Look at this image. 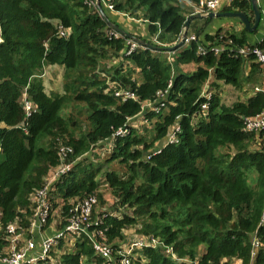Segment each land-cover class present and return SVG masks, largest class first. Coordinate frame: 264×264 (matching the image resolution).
<instances>
[{"label": "trees", "instance_id": "1", "mask_svg": "<svg viewBox=\"0 0 264 264\" xmlns=\"http://www.w3.org/2000/svg\"><path fill=\"white\" fill-rule=\"evenodd\" d=\"M90 1L0 0V257L7 224L28 228L32 195L63 161L71 166L51 192L62 222L72 200L105 186L113 203L93 218L115 250L142 239L129 264H264V129H243L264 111V64L253 53L264 40L252 45L239 19L210 33L211 19L193 18L185 37L194 40L128 54L124 33ZM196 2L109 0L159 46L179 41ZM224 7L254 16L248 0ZM52 65L63 68L61 93L45 91ZM57 264L108 263L82 235Z\"/></svg>", "mask_w": 264, "mask_h": 264}, {"label": "built area", "instance_id": "2", "mask_svg": "<svg viewBox=\"0 0 264 264\" xmlns=\"http://www.w3.org/2000/svg\"><path fill=\"white\" fill-rule=\"evenodd\" d=\"M99 4H104L109 10L113 11L112 5L109 0H96ZM231 1V0H229ZM225 0H197L193 13L200 12L206 14L209 12H216L223 4ZM90 4L96 6V2L90 1ZM261 20L264 24V0L260 4ZM120 14H126L117 12ZM63 35L66 32L62 33ZM184 41H191L195 39L194 35H188L184 37ZM125 45L127 53L136 49L139 44L132 39L125 38ZM199 52H203L202 46L198 47ZM218 52L217 48L214 50ZM239 54H246L247 48L239 49ZM253 53L257 57V61L264 64V53L258 49H254ZM131 97V95H126ZM204 107V106H203ZM24 108L29 110L31 108L28 102L24 103ZM243 129L247 132L258 133L264 129V111L260 112L254 117L246 118L244 121ZM178 130L175 126L169 133L167 141H174V133ZM119 133H125L126 130H119ZM64 156L65 153L62 152ZM69 163L61 162L56 166L45 178L44 185L34 192L32 199V218L28 228L21 229L19 225L14 221L7 224L5 228L6 240L8 241V247L6 249L7 255L0 257V261L5 264H57L59 256L65 253L69 246H72L76 237L86 235L87 238L93 242V247L97 251L103 260L108 264H113V252H116L119 264H129L128 254L132 251V248L142 246V239L134 240L129 244L127 248L124 244L119 245L115 250L110 245L106 244L102 230L97 226L100 221L93 218L95 208L97 206L96 195L86 196L83 198L74 199L71 201L73 209L70 210V214L67 217L66 222H62L59 217L61 212L62 199L56 200L51 198V192L53 191V185L56 180L63 175L69 168ZM53 204H57L54 209H51ZM50 220V221H49ZM48 223V224H47ZM31 234L30 237H27ZM37 242L35 241V236ZM47 235V237H45ZM63 238L64 245L62 251H59L55 255H49L50 250L57 244L58 240ZM19 245L21 247H19Z\"/></svg>", "mask_w": 264, "mask_h": 264}, {"label": "water", "instance_id": "3", "mask_svg": "<svg viewBox=\"0 0 264 264\" xmlns=\"http://www.w3.org/2000/svg\"><path fill=\"white\" fill-rule=\"evenodd\" d=\"M250 1V4H251V9L253 11V14H254V18L253 20H249V18L247 17V15L245 13H242V12H236V11H230V12H226V11H217V12H209V13H206V14H202L200 12H196V13H191L187 16L185 22H184V31H183V34L181 36V38L179 39L178 42L172 44V45H162V46H159V45H151L149 44L148 42L144 41V40H141L139 39L137 36H134L132 34H129V33H126L124 30H122L118 25L114 24V23H111L109 21V19L107 18V15L104 11V9L101 7V5L99 4V2L97 1V4H96V8L98 9V12L99 14L102 16V18L106 21V22H109L110 26L121 32V33H124V35L127 37V38H130L132 40H134L135 42L143 45V46H149V47H152V48H157L161 51H173L175 50L177 47H179L182 42H183V39L186 35V29L188 27V24L190 22L191 19L193 18H199V19H218V18H238L241 23L243 24L244 28L250 32V33H254V36H255V39H256V42L257 43H260L262 40H264V34L263 32L260 30V27H261V15H260V11H259V7H258V2L257 0H249ZM1 34V32H0ZM47 237V235L45 236Z\"/></svg>", "mask_w": 264, "mask_h": 264}, {"label": "crops", "instance_id": "4", "mask_svg": "<svg viewBox=\"0 0 264 264\" xmlns=\"http://www.w3.org/2000/svg\"><path fill=\"white\" fill-rule=\"evenodd\" d=\"M229 2H230L229 0H225L224 4L218 9V11H224L223 10V8H225L224 6H226ZM248 2L250 4L249 0H248ZM257 2H258V7H259V5L262 3V0H257ZM185 3L189 4L188 1H185ZM101 6L104 8L105 11H107L109 13V17L112 18V20L115 21L118 24V26L122 30H124L126 33L132 34L134 36H137L139 33H145V23L142 22L141 20H133V19H130V18L126 17L123 14L111 11L102 3H101ZM250 6H251V4H250ZM194 7H195V5H194ZM234 11H236V10H233V12ZM226 12H230V11H226ZM247 17L249 18V16H247ZM253 18H254V16L252 17V19H249V20L252 21ZM235 19H238V18H221L220 21H219V19L218 20H212L211 23L209 25H207L206 30H207V32L214 33L217 30L218 27H220L221 25L231 24L232 22H234L233 20H235ZM261 22H262V20H261ZM240 25L243 26V24L241 22H240ZM240 25H239L238 29L241 28ZM260 30L264 34V24H263V22L261 23ZM247 36H248V39H249V41L251 42L252 45L258 44L256 42L254 33L248 32ZM55 68L60 69V66L52 65V66L47 67V70L49 71V69H55ZM61 70L63 71V68H61ZM59 78H61L60 74H59ZM48 79H51V78L48 77ZM44 81H45V78L43 79V82ZM44 85H46V84L44 83ZM262 88L264 90V86ZM50 91H54V90H50ZM57 92L61 93L62 89L57 90ZM34 238H35L36 242H37V238L40 239V237L38 235L35 236ZM0 264H5V263L0 261Z\"/></svg>", "mask_w": 264, "mask_h": 264}, {"label": "rangeland", "instance_id": "5", "mask_svg": "<svg viewBox=\"0 0 264 264\" xmlns=\"http://www.w3.org/2000/svg\"><path fill=\"white\" fill-rule=\"evenodd\" d=\"M218 19L220 21L221 18H218ZM218 19H211V20H218ZM191 29L192 28L190 27L189 31H191ZM114 63H115V61L111 60V59H109L107 61V64L109 66L113 65ZM61 68L62 67L60 66V69H57V68L49 69V71L47 70V67L44 69V74H45L44 83L46 84V86H45V91L46 92H49L50 90L57 91V90L62 89L63 71L61 70ZM59 74L61 75V78H59ZM48 77H50L51 79H48ZM260 86H262V87L264 86V80H263V83ZM246 88H248L250 91L254 90L252 88V86H250V85H247ZM150 108H151V106L146 105L144 107V110H148ZM95 151L99 152L100 149L97 148ZM49 173H50V171L48 172V174ZM95 195L97 197V207L95 209L96 212L108 209L110 207V205L113 203L112 202L113 201L112 200V195H111L110 191L105 186L100 187V190ZM19 247H21V246L19 245ZM233 263L234 264H240L236 260H234Z\"/></svg>", "mask_w": 264, "mask_h": 264}, {"label": "clouds", "instance_id": "6", "mask_svg": "<svg viewBox=\"0 0 264 264\" xmlns=\"http://www.w3.org/2000/svg\"><path fill=\"white\" fill-rule=\"evenodd\" d=\"M102 7V6H101ZM103 8V7H102ZM104 9V8H103ZM112 11V10H111ZM218 11V10H217ZM216 11V12H217ZM259 11H260V5H259ZM260 15H261V12H260ZM129 18V17H128ZM130 19H132V18H130ZM133 20H141V19H133ZM142 22H143V20H141ZM125 38H127V37H125ZM130 39V38H129ZM139 44V43H138ZM162 45H164V44H162ZM162 45H160V46H162ZM169 52H171V51H169Z\"/></svg>", "mask_w": 264, "mask_h": 264}]
</instances>
